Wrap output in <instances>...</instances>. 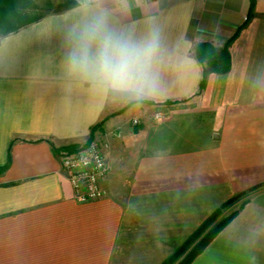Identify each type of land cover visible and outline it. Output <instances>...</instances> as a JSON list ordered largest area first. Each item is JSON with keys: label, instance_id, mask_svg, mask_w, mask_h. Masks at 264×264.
<instances>
[{"label": "crops", "instance_id": "obj_1", "mask_svg": "<svg viewBox=\"0 0 264 264\" xmlns=\"http://www.w3.org/2000/svg\"><path fill=\"white\" fill-rule=\"evenodd\" d=\"M94 25L93 54L155 39L144 92L70 66ZM205 42L227 72L199 62ZM94 140L106 197L79 203L61 158ZM0 167V264H161L250 189L189 264H264V0H83L0 37Z\"/></svg>", "mask_w": 264, "mask_h": 264}, {"label": "clouds", "instance_id": "obj_2", "mask_svg": "<svg viewBox=\"0 0 264 264\" xmlns=\"http://www.w3.org/2000/svg\"><path fill=\"white\" fill-rule=\"evenodd\" d=\"M97 32L95 25L86 29L77 48L70 53V66L113 91L144 92L150 82L155 39L136 44L107 35L93 54L90 48Z\"/></svg>", "mask_w": 264, "mask_h": 264}, {"label": "trees", "instance_id": "obj_3", "mask_svg": "<svg viewBox=\"0 0 264 264\" xmlns=\"http://www.w3.org/2000/svg\"><path fill=\"white\" fill-rule=\"evenodd\" d=\"M42 0H0V37L34 23L46 14L38 13L29 16L28 12L39 9V3ZM45 5L51 7V2L46 0ZM76 6L75 1H69L68 4L61 6L57 12H61ZM199 62L214 69L216 72L224 73L230 69V56L226 48L217 51L211 43H200L195 50ZM205 85V78L202 79L200 88ZM6 167H0L2 173ZM239 196L226 202L232 203ZM245 203L243 204V206ZM242 206V207H243ZM241 207V208H242ZM240 208V209H241ZM239 209V210H240ZM238 211L233 212L229 217L224 218L213 227L219 217L220 210L217 209L211 217L202 223L198 229L189 236L184 243L178 247L172 256L163 264H189L204 248L218 235V233L236 216ZM199 239V241H197ZM192 247V248H191Z\"/></svg>", "mask_w": 264, "mask_h": 264}, {"label": "built area", "instance_id": "obj_4", "mask_svg": "<svg viewBox=\"0 0 264 264\" xmlns=\"http://www.w3.org/2000/svg\"><path fill=\"white\" fill-rule=\"evenodd\" d=\"M156 118H163L162 112L157 113ZM132 124H139V120L134 119ZM61 162L79 203L106 197L104 181L110 170L106 144L91 141L77 151L64 153Z\"/></svg>", "mask_w": 264, "mask_h": 264}, {"label": "rangeland", "instance_id": "obj_5", "mask_svg": "<svg viewBox=\"0 0 264 264\" xmlns=\"http://www.w3.org/2000/svg\"><path fill=\"white\" fill-rule=\"evenodd\" d=\"M49 1L51 2V7H47L45 5L46 0H42L41 3H39V9L29 11L28 12L29 16L34 15V14H38V13H42V14H46V15L53 14V13H58L57 11L59 9H61V6L68 4V2L71 1V0H49ZM72 1H75L76 4H77L79 2H82L83 0H72ZM157 119H162V118H157ZM71 151L73 152V150H71ZM253 191H254V189H250L248 191H244V192L236 195V196H239V197L237 199H235L232 203H229V204H226V202L229 201L230 199H233L236 196H234V197H232L230 199L225 200L218 208H216V210H214L212 213H210L202 223H204L209 217H211V215L215 211H217V209L220 210V214H219V217L216 220V222H214L211 227H213L214 225H216L218 222H220L224 218L229 217L233 212L238 211L243 206V204L248 201V199L252 195ZM198 227L191 233V235L198 229ZM197 241H199V239ZM173 254H171L170 256H172ZM163 263H161V264H163Z\"/></svg>", "mask_w": 264, "mask_h": 264}]
</instances>
